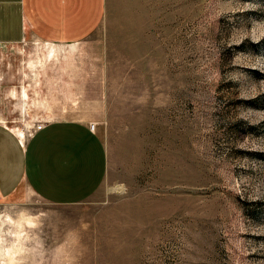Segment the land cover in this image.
Masks as SVG:
<instances>
[{
	"label": "rangeland",
	"instance_id": "374dc122",
	"mask_svg": "<svg viewBox=\"0 0 264 264\" xmlns=\"http://www.w3.org/2000/svg\"><path fill=\"white\" fill-rule=\"evenodd\" d=\"M100 19L21 58L96 76L104 182L0 202V264H264V0H104Z\"/></svg>",
	"mask_w": 264,
	"mask_h": 264
},
{
	"label": "crops",
	"instance_id": "0c3cea01",
	"mask_svg": "<svg viewBox=\"0 0 264 264\" xmlns=\"http://www.w3.org/2000/svg\"><path fill=\"white\" fill-rule=\"evenodd\" d=\"M103 3L0 0V202L33 194L51 205H77L102 186L108 160L97 127L106 95L83 91L96 76L67 59L44 69L21 58V50L35 41L52 48L54 58L74 51L97 30ZM39 122L45 125L35 132Z\"/></svg>",
	"mask_w": 264,
	"mask_h": 264
},
{
	"label": "built area",
	"instance_id": "2783aa9c",
	"mask_svg": "<svg viewBox=\"0 0 264 264\" xmlns=\"http://www.w3.org/2000/svg\"><path fill=\"white\" fill-rule=\"evenodd\" d=\"M45 123L44 122H39V123H36L35 126H34V131H39L41 130L43 127H44ZM95 128H96V124L95 123H90L89 124V130L94 132L95 131Z\"/></svg>",
	"mask_w": 264,
	"mask_h": 264
}]
</instances>
